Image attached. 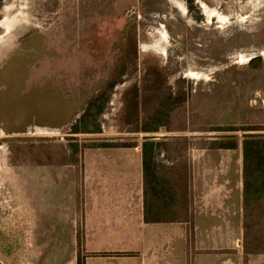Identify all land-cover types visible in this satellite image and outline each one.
Wrapping results in <instances>:
<instances>
[{"label": "rangeland", "instance_id": "1", "mask_svg": "<svg viewBox=\"0 0 264 264\" xmlns=\"http://www.w3.org/2000/svg\"><path fill=\"white\" fill-rule=\"evenodd\" d=\"M231 126H264V0H0V261L28 262L29 207L37 242L67 238L69 181L44 166L149 138L180 201L194 149L264 132ZM244 221L264 251V193Z\"/></svg>", "mask_w": 264, "mask_h": 264}, {"label": "crops", "instance_id": "2", "mask_svg": "<svg viewBox=\"0 0 264 264\" xmlns=\"http://www.w3.org/2000/svg\"><path fill=\"white\" fill-rule=\"evenodd\" d=\"M143 145L100 143L88 146L78 163L44 166L41 176L57 172L69 181L66 205L56 215L67 238L44 230L46 239L37 242L29 207L24 218L31 229L20 240L28 262L22 264H264V251L248 252L243 242L255 195L244 188L242 146L241 152L238 144L194 149L188 194L178 201L174 191L159 187Z\"/></svg>", "mask_w": 264, "mask_h": 264}, {"label": "trees", "instance_id": "3", "mask_svg": "<svg viewBox=\"0 0 264 264\" xmlns=\"http://www.w3.org/2000/svg\"><path fill=\"white\" fill-rule=\"evenodd\" d=\"M254 58V57H253ZM251 58V60L253 59ZM223 131H236V130H248V131H257L263 130V127H250V128H236L229 127L225 129H219ZM144 142V162L147 163L149 159L153 157H149L148 149L155 143L154 140L149 139ZM237 140L235 137L226 136V140L222 141L218 147L221 148H236ZM148 146V148H147ZM242 155L244 162V173L246 174V181L244 184V188L246 190H250L255 197L264 193V132L259 133H246L243 136L242 142ZM247 228V225H246ZM246 230V229H245ZM248 252H258L248 250ZM77 264H81V261L78 260Z\"/></svg>", "mask_w": 264, "mask_h": 264}]
</instances>
